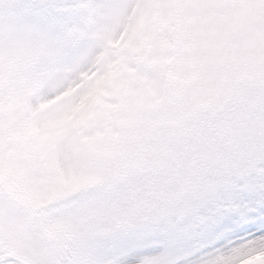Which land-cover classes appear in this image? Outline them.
Masks as SVG:
<instances>
[{
    "label": "snow or ice",
    "instance_id": "obj_1",
    "mask_svg": "<svg viewBox=\"0 0 264 264\" xmlns=\"http://www.w3.org/2000/svg\"><path fill=\"white\" fill-rule=\"evenodd\" d=\"M0 264H264V0H0Z\"/></svg>",
    "mask_w": 264,
    "mask_h": 264
}]
</instances>
